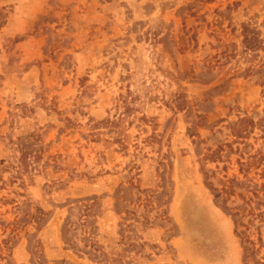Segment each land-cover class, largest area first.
<instances>
[{
	"label": "rangeland",
	"instance_id": "1",
	"mask_svg": "<svg viewBox=\"0 0 264 264\" xmlns=\"http://www.w3.org/2000/svg\"><path fill=\"white\" fill-rule=\"evenodd\" d=\"M263 120L264 0H0V264H264Z\"/></svg>",
	"mask_w": 264,
	"mask_h": 264
},
{
	"label": "trees",
	"instance_id": "2",
	"mask_svg": "<svg viewBox=\"0 0 264 264\" xmlns=\"http://www.w3.org/2000/svg\"><path fill=\"white\" fill-rule=\"evenodd\" d=\"M245 42H246L248 48L253 49L252 45H251L252 41L248 37H246ZM262 122L264 124V120ZM260 126H262V125H260ZM234 131H235L234 136L236 138H242L243 135H246L245 134L246 133L245 130H240V129L234 128ZM259 159L263 160L264 156H260ZM220 192H221L220 195L224 199L225 196H228V195L231 196V193H233V188H232L231 185H228V186L225 185ZM78 203H80V205H81V203L84 204V205L80 206V209H82V215L79 217V223L81 225L82 224H85V225L90 224V218L89 217L92 215V210H93V207H94V201L91 200V199H86V200H83V201H79ZM68 224H69V221L67 223H65V225H64V228H63V231H64L63 234L64 235L66 233V228H67ZM88 227H89V229L85 230V235H87V238H92L93 236H96V234H95L96 226L95 225H91V227H90L88 225Z\"/></svg>",
	"mask_w": 264,
	"mask_h": 264
}]
</instances>
